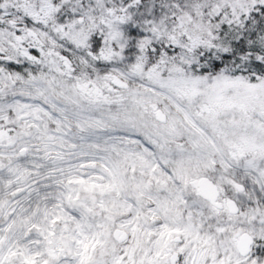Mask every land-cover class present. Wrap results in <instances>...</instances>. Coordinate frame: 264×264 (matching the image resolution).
<instances>
[{
  "label": "snow or ice",
  "instance_id": "6c2138e0",
  "mask_svg": "<svg viewBox=\"0 0 264 264\" xmlns=\"http://www.w3.org/2000/svg\"><path fill=\"white\" fill-rule=\"evenodd\" d=\"M0 264H264V0H0Z\"/></svg>",
  "mask_w": 264,
  "mask_h": 264
}]
</instances>
